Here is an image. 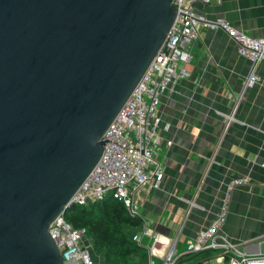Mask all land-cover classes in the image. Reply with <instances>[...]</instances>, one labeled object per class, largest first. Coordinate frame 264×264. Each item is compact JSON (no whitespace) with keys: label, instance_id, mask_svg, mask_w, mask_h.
<instances>
[{"label":"water","instance_id":"1","mask_svg":"<svg viewBox=\"0 0 264 264\" xmlns=\"http://www.w3.org/2000/svg\"><path fill=\"white\" fill-rule=\"evenodd\" d=\"M174 17L172 0H0V264H62L48 226Z\"/></svg>","mask_w":264,"mask_h":264},{"label":"crops","instance_id":"2","mask_svg":"<svg viewBox=\"0 0 264 264\" xmlns=\"http://www.w3.org/2000/svg\"><path fill=\"white\" fill-rule=\"evenodd\" d=\"M196 11L250 38L264 36V0H210ZM188 49L189 77L159 97L160 134L171 142L160 156V189L142 194L137 204V234L150 232L138 244L152 264H161L169 250L176 258L185 255L187 242L214 217L225 184L243 176L250 182L233 190L220 234L240 252H264V63L255 69L258 81L244 89L249 64L225 33L199 29ZM234 101L235 121L223 132L222 116ZM94 261L103 264L98 256Z\"/></svg>","mask_w":264,"mask_h":264},{"label":"built area","instance_id":"3","mask_svg":"<svg viewBox=\"0 0 264 264\" xmlns=\"http://www.w3.org/2000/svg\"><path fill=\"white\" fill-rule=\"evenodd\" d=\"M210 0H172L175 17L160 52L150 62L143 76L109 124L101 140V155L88 176L69 200L70 206H84L106 196L122 202L127 213L137 217V204L142 194L160 189L163 167L160 156L171 144L160 134L157 115L159 97L169 84L189 77L186 65L191 61L189 46L197 39L199 29H217L225 33L235 46V53L249 64L242 87L250 88L258 81L255 69L264 63V36L250 38L220 18L208 20L198 15L194 2L208 5ZM236 102L223 115V132L233 123ZM264 168V164H259ZM250 182L248 176L229 180L221 193L217 211L208 225L187 242L185 254L210 252L218 264H264V252L249 255L240 252L220 229L225 221L233 190ZM47 233L57 249L62 264H94L90 241L84 229H73L63 215L55 218ZM142 230L132 236L139 243ZM87 240L88 244L85 242ZM156 239H154V242ZM264 244V236L260 239ZM178 258L169 250L161 264H175ZM147 264H152L148 261ZM204 264H208L204 262Z\"/></svg>","mask_w":264,"mask_h":264},{"label":"trees","instance_id":"4","mask_svg":"<svg viewBox=\"0 0 264 264\" xmlns=\"http://www.w3.org/2000/svg\"><path fill=\"white\" fill-rule=\"evenodd\" d=\"M63 219L73 229L85 230L93 261L95 255L103 264H147L146 250L132 240L142 221L131 217L122 202L106 196L84 206H70ZM211 258L206 251L185 254L175 264H204Z\"/></svg>","mask_w":264,"mask_h":264},{"label":"rangeland","instance_id":"5","mask_svg":"<svg viewBox=\"0 0 264 264\" xmlns=\"http://www.w3.org/2000/svg\"><path fill=\"white\" fill-rule=\"evenodd\" d=\"M138 211H139V210H138ZM138 211H137V212H138ZM85 242L88 244L87 240H85ZM93 257H95V258H96V256H95V255H93ZM95 264H96V263H95Z\"/></svg>","mask_w":264,"mask_h":264}]
</instances>
